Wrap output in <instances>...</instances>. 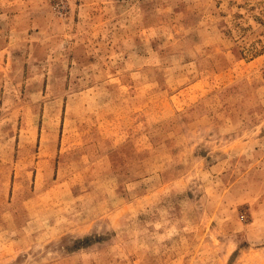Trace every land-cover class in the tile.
<instances>
[{
  "label": "rangeland",
  "instance_id": "rangeland-1",
  "mask_svg": "<svg viewBox=\"0 0 264 264\" xmlns=\"http://www.w3.org/2000/svg\"><path fill=\"white\" fill-rule=\"evenodd\" d=\"M0 264H264V0H0Z\"/></svg>",
  "mask_w": 264,
  "mask_h": 264
}]
</instances>
